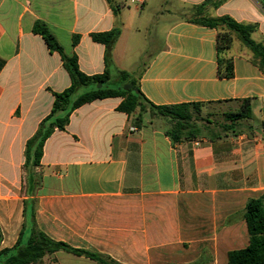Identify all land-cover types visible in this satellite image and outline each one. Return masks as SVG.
<instances>
[{
  "label": "crops",
  "instance_id": "crops-1",
  "mask_svg": "<svg viewBox=\"0 0 264 264\" xmlns=\"http://www.w3.org/2000/svg\"><path fill=\"white\" fill-rule=\"evenodd\" d=\"M157 1L0 0V250L16 244L31 199L38 227L52 239L120 264H228L229 252L248 246L243 212L250 198L264 195V71L236 40L228 52L234 76L220 78L218 29L189 21L206 0ZM128 5L180 15L165 21L162 46L137 76L149 101L251 99L256 130L174 144L161 120L120 111L122 98L99 99L52 134L35 169L39 183L28 184L26 143L51 113L55 93L72 83L62 56L34 32L35 24H46L87 75L106 68V46L92 35L119 26L116 80L117 71L132 68ZM208 14L257 25L252 38L264 43L259 0H226ZM45 263L100 264L65 250Z\"/></svg>",
  "mask_w": 264,
  "mask_h": 264
},
{
  "label": "trees",
  "instance_id": "trees-1",
  "mask_svg": "<svg viewBox=\"0 0 264 264\" xmlns=\"http://www.w3.org/2000/svg\"><path fill=\"white\" fill-rule=\"evenodd\" d=\"M108 1L111 2V0ZM225 1L206 0L196 6L189 15V21L192 23L218 29L219 77L232 78L234 76V62L232 57L228 56V52L236 40L252 53V61L264 71V43L257 42L252 38L257 25L240 23L229 16L212 17L208 14L209 8L217 7ZM259 1L264 8V0ZM34 32L42 35L51 51L60 53L72 83L63 92L55 93L51 113L40 122L37 131L26 143L24 168L28 184L37 185L39 183L35 169L41 163L45 144L52 134L56 130L66 129L70 117L76 109L99 99L122 98L118 107L120 111L128 114L136 113L139 121H142L143 115L146 113H149L151 118L161 120L165 126L166 135L174 144L199 138L217 140L243 132H249L252 135L256 130L252 123L255 117L251 99L232 102L240 104V107L225 113L223 122L205 119L198 123L194 114L201 112L204 104L231 102L181 103L159 106L146 98L138 79L132 77L128 71H117V79L113 80L115 67L112 51L121 35L119 26L110 31L92 35L94 41L106 46L105 71L96 75H87L80 70L77 57H69L64 53L63 48L46 24L37 22ZM74 42H77V38L74 39ZM110 84H120V86L111 87ZM261 130L264 132V125ZM35 202V199L25 202V222L19 238L12 248L0 250V264H46L45 258L60 250L76 255H85L100 264H120L104 255L75 249L64 242L52 239L37 225ZM243 217L248 227L249 244L244 249L229 252L228 264H264V195L248 200ZM2 238L0 227V243Z\"/></svg>",
  "mask_w": 264,
  "mask_h": 264
},
{
  "label": "rangeland",
  "instance_id": "rangeland-1",
  "mask_svg": "<svg viewBox=\"0 0 264 264\" xmlns=\"http://www.w3.org/2000/svg\"><path fill=\"white\" fill-rule=\"evenodd\" d=\"M157 2V0H153L155 6L157 5ZM168 7L169 5H165L164 8L167 9ZM125 9L127 33L129 34L128 43L130 44L127 64L132 66L130 70L128 69V72L131 73L132 77L137 79L138 74L148 63L151 56L163 44L166 27L165 21L168 18H178L180 15L178 13L170 14L166 11L150 15V12H147L146 7L139 12L134 5H128ZM110 86L118 87L120 84H110ZM239 107L240 104L238 103L204 104L201 108V112L198 114L195 113L194 116L198 119V123H201L205 119L214 122H223L225 113L237 110Z\"/></svg>",
  "mask_w": 264,
  "mask_h": 264
},
{
  "label": "built area",
  "instance_id": "built-area-1",
  "mask_svg": "<svg viewBox=\"0 0 264 264\" xmlns=\"http://www.w3.org/2000/svg\"><path fill=\"white\" fill-rule=\"evenodd\" d=\"M137 129L136 128H133V131H136Z\"/></svg>",
  "mask_w": 264,
  "mask_h": 264
}]
</instances>
